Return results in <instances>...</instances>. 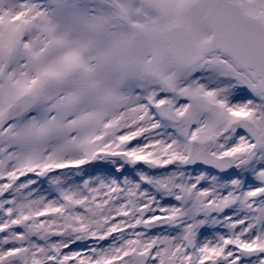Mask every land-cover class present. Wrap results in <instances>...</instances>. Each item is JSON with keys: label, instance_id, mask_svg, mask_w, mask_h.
<instances>
[{"label": "rangeland", "instance_id": "374dc122", "mask_svg": "<svg viewBox=\"0 0 264 264\" xmlns=\"http://www.w3.org/2000/svg\"><path fill=\"white\" fill-rule=\"evenodd\" d=\"M196 1L201 11L190 18L187 10ZM215 1L0 0V171L11 165L19 173L37 172L39 166L29 164L48 153L44 168L14 201L18 209L34 205L38 214L24 231L0 236V264H103L126 231L128 248L120 253L142 252L148 264H214L218 256L224 257V264H264V232L259 235L258 229L251 235L255 240L243 242L239 252L224 239L211 243L208 238L226 211L229 194L232 203L239 198L243 205H256L257 219L264 224L261 79L218 49L182 66L159 37L161 29L183 25L192 30L198 45H209L207 15ZM230 1L264 23V0ZM212 89L214 94L206 97ZM27 93L36 94L35 106L8 120V108ZM166 101L175 105L180 122L159 112L156 105ZM241 118L261 129L260 145L245 133L229 131ZM130 123L143 125L155 143L130 144ZM208 139L215 141L217 155L236 158L234 173L183 166L191 141ZM100 151H124L130 162L104 158ZM137 160L158 165L147 168L135 164ZM76 164L83 175L106 172L121 179L124 230L105 243L82 242L85 231L76 219L83 196L75 189L76 176L54 179L64 166ZM142 169L171 172L163 189L179 199L175 210L165 207L153 215L142 210L127 180L128 172ZM50 172L54 174L49 177ZM129 195L136 200L134 211ZM63 196L71 200L70 208L62 204ZM159 216H168L169 224L156 230L135 228L138 220ZM190 232L197 238L193 249L187 246ZM146 234H167L174 248L158 253L150 241L138 242ZM74 240L79 247L68 249ZM28 244L34 247L30 251L24 249ZM203 246L207 250L201 256ZM250 248L260 253L251 257Z\"/></svg>", "mask_w": 264, "mask_h": 264}, {"label": "bare ground", "instance_id": "6f19581e", "mask_svg": "<svg viewBox=\"0 0 264 264\" xmlns=\"http://www.w3.org/2000/svg\"><path fill=\"white\" fill-rule=\"evenodd\" d=\"M214 92L213 89L206 92V97L212 96ZM142 126L137 123L128 124V139L130 140V144L155 143L152 141L154 138L152 139L151 136H148L147 130ZM47 160L48 153L43 154L42 159L38 163L32 164L31 162L29 164V166H39L35 167L37 172L27 171V173H19L11 165H6L0 171V236L5 232L24 231L27 229L26 224L28 221L38 214L34 205L18 209V207H15L14 201L24 189L29 188L34 178L37 177V173L44 168L42 165L47 163ZM70 166H64L54 179L69 180L68 177L70 175L76 176L78 185H76L75 189L83 196L80 201L81 214L76 219L77 224L81 225L85 231V236L82 240L83 244L109 241L120 231L123 232V221L126 211L120 198V177L106 172H99L94 176H91V174L83 175L81 173V165ZM69 168L74 169L73 173ZM170 173L166 170L147 171L143 169L128 172V190L131 189L136 192L137 197L143 203L139 205L146 213L149 212L147 214L153 215L156 211L162 208L165 209V207L175 210L176 204L179 203V199L176 196L168 195L163 189L166 177ZM53 174L50 172L47 176L50 177ZM114 180L117 181L116 184H114ZM250 183H256V181L252 180ZM248 188H251V186L248 185ZM235 190L239 192V189ZM229 192L231 191L227 193ZM238 194L236 193V197L239 196ZM232 199L233 196L229 194L228 205L225 206L226 211L218 216L219 220L214 223L210 230L211 232H208V238L211 237V243L218 238L224 239L231 246L230 248L234 249V252H239L243 242L248 244L247 242L255 240L251 235L256 229L259 230V235L260 233L263 234L264 224L259 223L257 219L256 213L258 208L256 205L247 204V202L243 205L238 200L239 198L232 203L229 201ZM39 214L42 215L43 213ZM20 217L25 221H19L21 220ZM129 230L130 227L128 225ZM32 236L29 235L28 237L33 238ZM140 238L138 242L147 243L150 241L152 243L151 249L155 248L157 252L166 253L167 250L174 248V245L168 240L171 238L167 234L156 235V237L146 234L144 236L140 235ZM7 240L8 238L5 239V242L10 245ZM36 242L38 244L39 240ZM31 248H34L33 244L24 246V249H29V251ZM199 249L200 255L203 256L207 247L203 246Z\"/></svg>", "mask_w": 264, "mask_h": 264}, {"label": "water", "instance_id": "95a60500", "mask_svg": "<svg viewBox=\"0 0 264 264\" xmlns=\"http://www.w3.org/2000/svg\"><path fill=\"white\" fill-rule=\"evenodd\" d=\"M201 6L196 1L187 10V16L193 18L200 12ZM212 32L213 40L208 47H200L194 40L192 31L182 25L162 29L159 36L164 43H168L170 53L175 60L185 66H190L206 54L210 49L217 48L230 54L237 63L254 70L257 77H261L260 85L264 88V25L253 16L247 15L239 5L232 4L228 0H218L210 9L207 15ZM37 96L34 93H27L18 98L7 110V119L14 120L35 106ZM164 116L175 122H180L181 118L176 112L172 102H164L157 105ZM233 133H246L256 145L262 141L260 129L255 122L247 119H240L232 123L229 127ZM189 156L184 161L185 167H197L201 165L215 168L221 172L230 173L234 170L236 159L233 156H218L212 150L215 148L213 140L200 142L194 140ZM101 156L120 158L124 162H129L125 153L101 152ZM135 164L149 168L156 167L157 164L149 161H136ZM135 197L130 195L128 201L131 209H135ZM64 204L69 207L71 202L64 197ZM168 218H159L145 223L141 222L137 228H155L168 223ZM190 247L195 245L191 236ZM75 245H70V248ZM258 249H252L251 254H258ZM125 264H147L148 258L145 255L134 252L124 256ZM223 258H218L217 263L222 264Z\"/></svg>", "mask_w": 264, "mask_h": 264}, {"label": "flooded vegetation", "instance_id": "af4514ba", "mask_svg": "<svg viewBox=\"0 0 264 264\" xmlns=\"http://www.w3.org/2000/svg\"><path fill=\"white\" fill-rule=\"evenodd\" d=\"M71 232L72 231H69V234ZM118 240H120V241L117 242L115 251L109 253L108 256H105L106 259L104 260L105 263L103 262V264H124L123 257H124V255H126L128 253L127 252L120 253V252H122L124 249L126 250L128 248V242H127L128 241V232L126 231V233L124 235H122ZM73 242L76 243L75 248L79 247V242L77 240H74ZM68 245H67V248H68ZM68 249H70V248H68ZM63 264H66V263H63Z\"/></svg>", "mask_w": 264, "mask_h": 264}]
</instances>
